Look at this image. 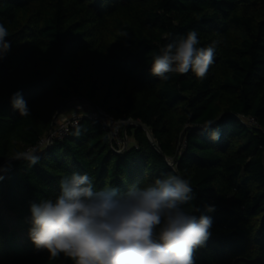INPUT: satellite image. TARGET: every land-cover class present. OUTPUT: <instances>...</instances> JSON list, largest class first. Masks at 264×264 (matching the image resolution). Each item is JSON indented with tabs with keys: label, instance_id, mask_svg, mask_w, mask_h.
Segmentation results:
<instances>
[{
	"label": "trees",
	"instance_id": "1",
	"mask_svg": "<svg viewBox=\"0 0 264 264\" xmlns=\"http://www.w3.org/2000/svg\"><path fill=\"white\" fill-rule=\"evenodd\" d=\"M0 23L11 45L0 58V264H73L28 234L30 203L54 199L72 173L120 192L180 175L196 215L213 221L195 264H264V0H0ZM191 30L198 47L218 42L206 78L153 76V57ZM16 92L30 115L11 106ZM72 98L123 123L133 142L123 149L84 115L30 152ZM17 152L39 161H9Z\"/></svg>",
	"mask_w": 264,
	"mask_h": 264
},
{
	"label": "clouds",
	"instance_id": "2",
	"mask_svg": "<svg viewBox=\"0 0 264 264\" xmlns=\"http://www.w3.org/2000/svg\"><path fill=\"white\" fill-rule=\"evenodd\" d=\"M8 35L0 23V58L10 50ZM199 43L195 30L169 42L153 57L151 74L168 80L169 73L192 71L197 78H206L218 42L206 47ZM11 106L21 116L30 115L20 92L12 95ZM212 123L207 121L204 130ZM211 138L219 140L220 132H212ZM21 159L33 166L39 161L29 152H17L9 161ZM59 187L54 199L30 203V240L51 259L63 255L73 264H195V250L211 235L212 218L196 215L200 209L192 204L195 192L180 175L168 174L120 192L114 186L97 189L87 173H72L60 180Z\"/></svg>",
	"mask_w": 264,
	"mask_h": 264
},
{
	"label": "rangeland",
	"instance_id": "3",
	"mask_svg": "<svg viewBox=\"0 0 264 264\" xmlns=\"http://www.w3.org/2000/svg\"><path fill=\"white\" fill-rule=\"evenodd\" d=\"M94 112L93 104L87 102L86 100L79 98H72L70 100H66L63 102L57 112L54 129H60V125L66 121H72L75 118L82 117L84 113ZM107 124L112 127L111 134L113 139L118 141V144L121 147H125L129 143L133 142L132 137L126 135L125 137L121 135V123L120 121H116L111 119L108 120ZM19 248H22L18 246Z\"/></svg>",
	"mask_w": 264,
	"mask_h": 264
},
{
	"label": "built area",
	"instance_id": "4",
	"mask_svg": "<svg viewBox=\"0 0 264 264\" xmlns=\"http://www.w3.org/2000/svg\"><path fill=\"white\" fill-rule=\"evenodd\" d=\"M93 109H94V112L92 111L91 113H84V115H87L89 117H92V118H99L101 120H103V122L106 124V126L108 128H110V134H111V129L112 127H110L107 122L108 120L111 121V119L115 120L112 116H110L108 113H106L105 111H103L102 109L96 107L93 105ZM81 117H78V118H75L74 120L72 121H66L64 123H62L60 126V129H55L50 135L46 136L43 140L40 141V143L33 148L32 151L30 152H33L34 150L36 149H40L42 147H47L51 142H52V136L53 135H62L63 133H65L68 129H69V126L70 125H76L79 120H80ZM112 136V134H111ZM113 137V136H112ZM123 149L125 147H122ZM0 170H2V167L0 166Z\"/></svg>",
	"mask_w": 264,
	"mask_h": 264
},
{
	"label": "water",
	"instance_id": "5",
	"mask_svg": "<svg viewBox=\"0 0 264 264\" xmlns=\"http://www.w3.org/2000/svg\"><path fill=\"white\" fill-rule=\"evenodd\" d=\"M132 124H136V123H132ZM51 131H52V130H51ZM51 131L49 132V135L52 133ZM151 139H152V138H151ZM152 141H153V139H152ZM154 145H155L156 147H158V145H157L156 143H154ZM126 146H127V145H126ZM126 146H125V147H126ZM172 163H173V162H172Z\"/></svg>",
	"mask_w": 264,
	"mask_h": 264
}]
</instances>
